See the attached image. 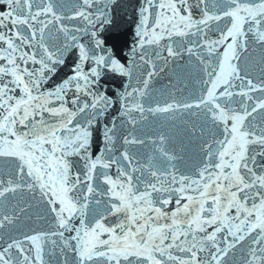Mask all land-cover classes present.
Returning <instances> with one entry per match:
<instances>
[{
  "label": "snow or ice",
  "instance_id": "snow-or-ice-1",
  "mask_svg": "<svg viewBox=\"0 0 264 264\" xmlns=\"http://www.w3.org/2000/svg\"><path fill=\"white\" fill-rule=\"evenodd\" d=\"M0 264H264V0H0Z\"/></svg>",
  "mask_w": 264,
  "mask_h": 264
}]
</instances>
